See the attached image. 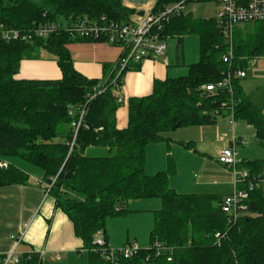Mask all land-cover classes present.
Returning a JSON list of instances; mask_svg holds the SVG:
<instances>
[{
  "label": "trees",
  "instance_id": "obj_1",
  "mask_svg": "<svg viewBox=\"0 0 264 264\" xmlns=\"http://www.w3.org/2000/svg\"><path fill=\"white\" fill-rule=\"evenodd\" d=\"M179 1L157 0L152 11L158 13ZM206 1L211 0L186 3ZM185 11L164 22L159 32L166 39L178 38L180 63L184 35L197 33L199 61L190 65L189 74L157 79L152 93L130 97L124 128L117 125L121 102L110 70L103 79L89 78L73 64L68 44L87 39L74 38L65 29L46 39H0V162L21 156L43 169L46 190L72 221L89 264H111L95 241L98 233L106 232L108 218L128 213L131 201L145 198L162 200L155 212L151 244L132 257L119 256V264H264V187L250 190L248 185L264 175V159H242L236 165L248 172L236 188L249 193L243 201L247 209L236 218L223 210L220 195L186 194L173 188L171 160L169 170L154 175L146 172L148 144L164 140L170 144L167 133L216 124L226 113L253 125L264 141V109L244 91L240 77H233L232 92L227 87L204 88L239 69L247 71L254 58L264 56V20L236 27L234 55L231 62H225L221 56L228 51V43L217 18L195 17ZM103 15L131 22L139 12L124 0H0V22L21 29L34 22ZM41 48L57 56L62 77L18 78L22 61L39 58ZM122 83L123 78L118 81L119 86ZM99 87L104 91L91 99ZM84 107V123L71 150L75 118L70 112L76 116ZM103 150L106 154H90ZM28 178L12 163L0 166V185L27 183ZM107 245L110 249L108 240ZM43 262L38 251H31L18 264Z\"/></svg>",
  "mask_w": 264,
  "mask_h": 264
},
{
  "label": "crops",
  "instance_id": "obj_2",
  "mask_svg": "<svg viewBox=\"0 0 264 264\" xmlns=\"http://www.w3.org/2000/svg\"><path fill=\"white\" fill-rule=\"evenodd\" d=\"M156 1L157 0H124V4L139 12V17H134L133 19L134 23L138 24L143 20L145 13L153 9ZM141 11L144 12L141 13ZM188 11L193 13V11L189 10L187 7L185 12ZM194 16L198 17L196 15ZM68 48L71 52L75 68L89 78L99 79H103L105 74L111 70V67L122 52L121 45H112L104 41L88 39L75 40L68 44ZM168 48L167 46V49ZM166 53L158 55L164 56V60L153 58L156 55H152L126 71L123 76L124 83L121 92L118 94L119 99H122V101H120L121 103H124V101L130 97L144 96L152 93L155 80H164L167 77H172L170 69L172 58L167 56ZM41 61V59L23 60L17 77L21 79H57L62 77V70L56 61L46 60L49 61L47 65H45V62ZM43 61H45V59H43ZM175 62L178 65L185 64V55H183L182 63L178 60V55L177 59L175 58ZM50 70H53L51 72L52 76H48L50 75L48 74ZM246 72L247 75L240 79L243 89L245 87L242 81L247 78L248 70ZM244 91L251 97V94L247 92L246 88ZM116 118L118 127L124 128L128 125L127 104L124 107L118 108ZM213 125L215 124L182 127L166 135L170 138V145L179 141L186 145V143L192 141L191 145H186L192 152V149H196L197 146V142L194 139H201L199 140L200 142L202 140L204 141L206 138H210L208 133L214 130L210 129ZM232 127L233 136H237L240 140H244L243 135L250 137L255 135L257 137L254 126L243 119L236 118ZM195 128L200 129H197V132L194 133ZM228 137H230V135L226 134L223 137L226 140H224L226 142L224 147L227 146V143L231 144L232 137H230V139ZM153 144L155 143H150L146 147V155L148 152L152 153L154 150ZM238 145L243 144L238 143L236 145V151ZM203 150L204 148L198 149V151L195 150V153L198 155V157L195 158L201 162L198 169L200 173V182L197 183L196 189L197 191L208 192L198 193L216 194L221 197L232 194L236 189L232 173L234 169L222 164L219 159L214 157H212V161H209L207 158L210 157V154L208 152H203ZM220 152H222V150ZM246 156L236 153V158L256 159L252 158L251 154L250 156ZM9 158L10 157H8L5 162L11 163ZM211 162L215 166L219 167L221 165L231 169V171L227 172V169H224V179H214L213 182L210 183L203 179V175H205L211 167ZM218 162H220V165ZM14 163H17L14 165L25 171L29 178L27 183L0 185V264H2L4 256L13 250L21 254L31 251H44L43 264H85V260L86 264H89L86 252L80 249L82 241L75 234L72 221L62 210L56 207L55 199L46 190L44 172L38 169L40 167H37V165H35L36 167L32 165L30 161L29 163L23 161H16ZM148 163H151L152 167H155L156 170L163 169L165 165L163 161L148 162L146 159V172L148 173ZM170 185L179 192L178 186L176 184L173 185L171 179ZM152 199L153 198L133 200L130 202L129 208H131L132 202ZM107 222H109V218ZM21 232H25L24 239L18 244L14 236ZM104 235L108 240L109 246L117 247L124 245L123 240H119V242L115 244L117 240H115L113 234L108 233V229H106ZM136 239H138L137 236Z\"/></svg>",
  "mask_w": 264,
  "mask_h": 264
},
{
  "label": "built area",
  "instance_id": "obj_3",
  "mask_svg": "<svg viewBox=\"0 0 264 264\" xmlns=\"http://www.w3.org/2000/svg\"><path fill=\"white\" fill-rule=\"evenodd\" d=\"M219 3L220 9L216 15L219 27L228 43V51L224 52L221 59L225 62H231L234 55V33L236 27L244 22L264 20V0H213ZM187 8L186 0L176 2L169 5L158 13L152 10L145 13L143 20L136 24L134 21L124 22L108 18L106 15L100 18H90L84 16L77 20H47L44 22H34L29 28L10 27L0 22V39L3 41H33L34 39H46L53 33L62 29L68 31L72 37L79 39H88L95 41H104L112 45H121L122 52L117 61L111 67L112 80L119 87L118 81L122 80L124 72L132 65L140 63L143 59L152 55H163L167 50L166 38L161 36L159 30L162 29L163 23L168 21L172 16L184 12ZM247 75L245 70L239 69L234 73H229L224 79L204 86L207 91H215L220 88H229L232 92L233 77L243 78ZM96 93L91 95V99L96 96L97 92L104 91L103 87L95 88ZM122 101V99H119ZM74 116L72 126L74 128L73 139L70 142L71 150L76 144L77 135L80 127L84 123L87 113L86 107L80 109L75 116L73 111L70 112ZM235 119L231 120V125ZM241 143L247 145L248 140H240L237 136H233L231 144L225 146L219 157V161L234 169L235 184L242 181V178L248 175L246 170L236 168L238 161L236 160V145ZM7 162H0V166L6 167ZM249 189L256 187H264V175L255 181L248 183ZM247 189L236 188L235 191L223 198L222 208L226 213L234 215L236 218L239 214L247 209V205L243 202L248 197ZM25 232H21L14 236L19 244L24 239ZM220 237V233L217 234ZM96 243L102 246L103 256L111 264H119L118 257H132L139 253L140 247L137 243L129 242L121 248L113 249L108 247L107 239L103 232H99L96 237ZM41 261L44 260V251H38ZM24 254L13 250L7 253L2 264H18Z\"/></svg>",
  "mask_w": 264,
  "mask_h": 264
},
{
  "label": "rangeland",
  "instance_id": "obj_4",
  "mask_svg": "<svg viewBox=\"0 0 264 264\" xmlns=\"http://www.w3.org/2000/svg\"><path fill=\"white\" fill-rule=\"evenodd\" d=\"M189 10H192L194 15L203 18L215 17L220 9V5L216 1L210 2H192L187 5ZM184 55H185V64H176L175 58L177 59V46H178V38L177 37H168L166 40L167 46V56L172 58V65L170 66L172 77L176 78L179 76H183L189 74L191 63L198 62L200 59V36L197 33H188L184 35ZM40 55L39 58L41 62H45V65L49 63L46 60H53L57 62V56L49 51L47 48H41L38 50ZM153 58H158L160 60H164V56H154ZM45 59V61H43ZM182 63V62H181ZM248 76L243 79V86L246 88L247 92L251 94V99L254 100L260 107L264 109V56H259L254 58L247 67ZM53 71V70H52ZM51 70L49 71L48 76H52ZM42 76V75H39ZM124 83V81H123ZM123 83L115 88L116 95L121 92V88ZM244 88V89H245ZM128 98L121 103L120 107H124L126 104L128 105ZM233 119L232 114L226 113L224 116L219 117L217 124L210 127L211 130L208 135L210 138L204 139V141H200L201 139H194L197 142L196 149L189 150L187 146L182 142H175L173 144H169L166 140L154 142L152 153H147L146 159L151 162H160L163 161L165 164L163 169L156 170L155 167H152L151 163H148V169L150 175H154L159 171L169 170V160L172 161V169L174 170L169 176L174 184H176L179 188V192L181 193H198V192H208V191H197L196 186L197 183L200 182L199 176L200 173L198 171L201 162L196 160L195 157L198 155L195 153L198 149L204 148L203 152H208L210 157L207 159L212 161V157L219 159L221 155V150L225 145V139L223 138L226 135L233 136L231 120ZM218 128V129H217ZM195 128L194 133L197 132ZM221 129V130H220ZM213 131V132H212ZM167 134H171L167 133ZM199 136V135H196ZM230 137H228L230 139ZM198 138V137H194ZM226 138V139H228ZM244 140H248L249 143L247 145H238L236 153L238 155L244 154V156L251 154L252 158L256 159H264V142L259 140L255 135L250 137L247 135H243ZM225 140V141H224ZM230 145L227 143V146ZM196 150V151H195ZM106 154L105 151H91L90 154ZM246 154V155H245ZM247 158H250L246 156ZM239 158V159H238ZM10 162L13 164L16 161H23L29 163V161L21 156H10ZM237 161H241L242 158L237 157ZM35 166V164L31 163ZM220 165V162H218ZM227 166V165H226ZM36 167V166H35ZM39 167V166H37ZM229 167V166H228ZM38 169H43L40 167ZM227 172L231 171L224 166H215L211 162V167L209 170L203 175V179L209 181L210 183L213 180H223L225 177V170ZM156 170V171H155ZM44 172V171H43ZM176 172V173H175ZM233 178L235 176L234 171L232 170ZM175 174V175H174ZM174 175L173 177H171ZM235 181V178H234ZM234 192V191H233ZM162 207V200L160 198H153L152 200H140L131 203L130 211L126 214H121L117 216H111L109 218V222H107L108 233L113 234L115 240V244L119 242V240H123V244L133 242L137 243L140 248H146L150 246V234L151 230L155 224V212L156 210ZM136 236L138 239H136ZM123 245L114 247L113 249L121 248ZM81 264V263H75ZM86 264V260H85Z\"/></svg>",
  "mask_w": 264,
  "mask_h": 264
},
{
  "label": "water",
  "instance_id": "obj_5",
  "mask_svg": "<svg viewBox=\"0 0 264 264\" xmlns=\"http://www.w3.org/2000/svg\"><path fill=\"white\" fill-rule=\"evenodd\" d=\"M144 11H141V13H143ZM208 93H205V95H207Z\"/></svg>",
  "mask_w": 264,
  "mask_h": 264
}]
</instances>
